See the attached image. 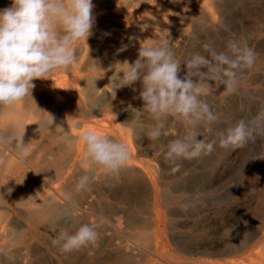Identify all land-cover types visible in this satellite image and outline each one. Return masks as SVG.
<instances>
[{"label":"bare ground","instance_id":"6f19581e","mask_svg":"<svg viewBox=\"0 0 264 264\" xmlns=\"http://www.w3.org/2000/svg\"><path fill=\"white\" fill-rule=\"evenodd\" d=\"M93 14L96 20L118 24L122 33L105 61L84 65L93 55V37L77 41V59L67 69L35 79L32 96L0 108V136L7 130L14 138L19 125H25L23 143L29 152L22 159L15 141L0 146V264H161L153 256L164 264H264V197L231 219L225 236L208 245L190 244L204 230L199 224L212 204L223 206L230 199L226 194L212 197L214 174L238 146L223 150L217 133L239 121L242 88L259 83L264 89V0H113ZM164 39L181 61L203 52L204 44L222 49L228 39L246 42L256 53L253 66L240 76L241 91L226 94L223 86L214 87L205 98L220 123L202 128L198 139L215 138L214 151L182 161L176 172L163 154L184 126L170 118L164 135L151 141L146 133L155 121L142 109L141 83L113 88L140 47ZM260 97L264 100V91ZM37 123L50 131L31 135ZM86 131L125 144L127 166L116 174L92 162L80 139ZM85 174L89 187L78 192L75 185ZM83 223L95 227L94 245L62 253L52 244L60 232L74 233ZM14 228L20 231L16 237ZM167 235L190 256L200 252L220 260L182 261L163 249Z\"/></svg>","mask_w":264,"mask_h":264},{"label":"clouds","instance_id":"9594fccd","mask_svg":"<svg viewBox=\"0 0 264 264\" xmlns=\"http://www.w3.org/2000/svg\"><path fill=\"white\" fill-rule=\"evenodd\" d=\"M93 8L92 0H11L9 7L0 10V108L28 97L35 79H46L56 69H67L77 59L73 45L92 35ZM203 49L181 61L167 39L140 47L137 59L126 61L123 75L113 81L114 89L141 83L142 109L155 121L146 133L151 141L164 135L170 118L184 126L183 134L170 140L163 154L173 165V172L180 170L182 161L214 151L215 138L198 139L202 128L211 130L220 123V115L205 98L214 87L223 86L226 94L237 92L240 76L256 59L254 50L237 39H228L222 49L212 44H204ZM252 122L240 119L219 131V146H243L253 137ZM19 128L14 138L0 136V145L15 141L24 159L29 156L23 143L25 125ZM80 139L88 158L107 172L118 174L127 166L130 152L125 144L92 131L84 132ZM89 183V175L80 176L76 191L87 190ZM97 240L95 227L83 223L74 233L60 232L52 244L62 253H70Z\"/></svg>","mask_w":264,"mask_h":264},{"label":"rangeland","instance_id":"374dc122","mask_svg":"<svg viewBox=\"0 0 264 264\" xmlns=\"http://www.w3.org/2000/svg\"><path fill=\"white\" fill-rule=\"evenodd\" d=\"M92 3L95 6L93 8V13H94V10L96 8H98L100 5H102V4L108 5L110 3L112 4L113 0H92ZM10 4H11V0H0V10L4 9L6 7H9ZM96 4H97V6H96ZM94 24H95V26L92 29V35H90L93 37V40H92V44L94 46L93 55H91V57H89V56L86 57L85 60L83 61V64L85 63L88 65H90V64L94 65L95 63L103 62V60L105 61V59H106L105 56L108 55L109 53H112L113 50L117 47V45L120 44L117 42H120V40L122 39L121 38L122 33H121V30H119L118 24H117V26H116V24L113 25L114 23H112V22L106 24V23H104V21H101V19H97V20L95 19ZM96 44H99V45H96ZM115 44H117V45H115ZM114 45H115V47H114ZM98 47H100V48L98 49ZM109 47H111V48H109ZM104 51H105V54H104ZM95 53H96V55H95ZM87 72H90V71L87 70ZM84 73H86V72H84ZM245 88H247V87L242 88V90L244 91V94L241 95V99H242L243 103L240 106V110H239V114H238V117H239L238 120H240V119H244L245 121H253L254 120L253 123L255 125L253 123L250 124V127H252V130H253V137L251 139H249L250 141L248 140L243 146L236 147L235 148L236 150L234 149V151L230 154V156L227 158V160L226 161L224 160L218 166L217 171L214 174L215 182H217L216 186H217L218 191L216 190L215 192H212V197H218V196H222V195L226 194V195H229L231 200L230 199H229V201L227 200L228 202H225L223 204V206L222 205L220 206L219 204H216V203H215L216 205L212 204L211 209H208V211L211 210V212H209V215L205 218L206 221L204 219L201 222L202 224L201 223L199 224L200 228H201V226L204 227V230L201 232V235L196 234L195 236H193L194 238L192 237V239H191L192 242L190 244H192L194 241L196 246H200V245H204V244H207V245L211 244L212 242H214L218 238L225 236V231H227V229H228L227 227H229V223L232 221L231 219H233V218L235 219L236 217H239L242 214V212H244L243 210H245L246 206L248 207L249 205H252L253 207H256L257 206L256 203H258L260 201L261 197H264V195L262 196V194H264V148H263L264 147V126H263L264 122H263V119L261 118V116H264L263 115L264 114V112H263L264 111V105H263L264 100H262V98L260 97V94H262L264 89H262V87L259 86V83H256L255 85L254 84L248 85V89H245ZM238 90L241 91V86H240V89H238ZM242 111H243V113H242ZM240 113H242V114H240ZM258 122H261V124ZM35 126H36V128H32V130L30 131L31 135H34V134L40 135V133L46 134L47 132L50 131V127L45 126L44 124L37 123ZM2 136H6V137L8 136L9 137L8 131L7 130L4 131ZM254 140H255V142H254ZM253 142L255 143V146L252 145ZM256 142H257V144H256ZM246 145H248V146H246ZM249 148H251V149H249ZM224 149H226V148H223V150ZM207 197L210 199L211 196H207ZM239 204H240V206H239ZM241 209H242V211H241ZM183 229L186 230V228H181V230H183ZM20 230L23 232V231H26L27 229L24 227V228H21ZM165 231H166V234L169 233L168 230L165 229ZM12 234L14 235V237H16V235L20 234V231L16 233V229L14 228L12 231ZM26 234L28 236V231ZM167 237H169V238H167ZM215 237L217 239H215ZM164 238L165 239L162 240L163 241L162 246H163L164 250L166 249L165 250L166 253H168V254L171 253L170 255H172V256L175 254L174 257H176L182 261H188L190 263H192V262L196 263L197 261H200L203 258L209 259L211 261H215V259L217 261L220 260L218 257H215L213 255L211 257L210 256L209 257L202 256V254L200 252H198L197 255H194V256L191 255L190 256L189 254H186L177 245V243H175V241L172 238H170L169 235L164 236ZM195 239H197V240H195ZM203 240H204V242H203ZM177 247H179V248H177ZM199 253H200V255H199ZM153 257L159 263H161V264L165 263L162 258L159 259V257H156V256H153ZM76 261H78V260H75V262ZM76 263H78V262H76Z\"/></svg>","mask_w":264,"mask_h":264}]
</instances>
